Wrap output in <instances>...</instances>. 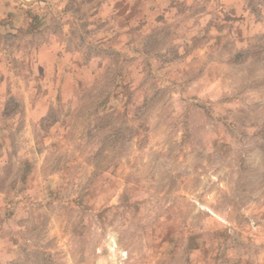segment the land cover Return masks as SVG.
I'll return each mask as SVG.
<instances>
[{"label": "rangeland", "instance_id": "374dc122", "mask_svg": "<svg viewBox=\"0 0 264 264\" xmlns=\"http://www.w3.org/2000/svg\"><path fill=\"white\" fill-rule=\"evenodd\" d=\"M0 264H264V0H0Z\"/></svg>", "mask_w": 264, "mask_h": 264}, {"label": "bare ground", "instance_id": "6f19581e", "mask_svg": "<svg viewBox=\"0 0 264 264\" xmlns=\"http://www.w3.org/2000/svg\"><path fill=\"white\" fill-rule=\"evenodd\" d=\"M115 245V243H113Z\"/></svg>", "mask_w": 264, "mask_h": 264}]
</instances>
